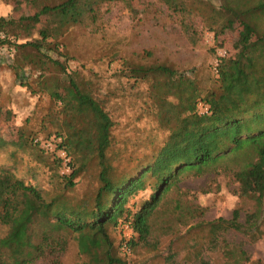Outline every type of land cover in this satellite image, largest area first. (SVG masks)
Masks as SVG:
<instances>
[{
    "label": "trees",
    "instance_id": "16d2710c",
    "mask_svg": "<svg viewBox=\"0 0 264 264\" xmlns=\"http://www.w3.org/2000/svg\"><path fill=\"white\" fill-rule=\"evenodd\" d=\"M139 1L148 8L151 0ZM156 1L176 22L191 26L192 46L199 40L198 25L213 33L214 49L223 48L218 32L239 28L235 54L217 57L214 75L204 80L195 68L123 63L125 70L116 73L120 91L127 93L129 104L145 100L146 117L165 133L159 145L124 167L113 134L118 123L110 113L115 92L102 93L96 74L68 71L75 57L66 38L74 29L99 26L104 6L122 3L130 10V0H54L27 17H0V56L5 46V66L15 83L31 96H45L42 121L53 131L44 138L59 139L56 149H64L71 159L70 173L61 174L56 152L35 144L38 136L17 130L22 149L50 157V164L41 163L51 177L45 188L0 166V264H64L70 244L80 257L76 264H128L120 256H127L123 245L131 253L139 246L148 249L159 217L166 225L188 227L187 234L202 233L200 241L191 234L187 261L209 264L203 255L214 253L220 257L215 264H264L224 238L234 231L255 242L264 233V0H216L218 6L205 0ZM43 15L48 32L37 29ZM0 145L7 142L1 139ZM207 175L231 178L239 198L253 202L244 222L235 209L230 219L194 224L203 215L201 207L182 193L177 196L183 201L167 199L172 191L180 192L182 180ZM84 177L95 184L77 197L76 180ZM146 190L149 198L130 211L128 201ZM125 225L129 236L123 234ZM115 231L122 234L118 245L112 239ZM177 255L170 252L163 261L176 264Z\"/></svg>",
    "mask_w": 264,
    "mask_h": 264
},
{
    "label": "rangeland",
    "instance_id": "374dc122",
    "mask_svg": "<svg viewBox=\"0 0 264 264\" xmlns=\"http://www.w3.org/2000/svg\"><path fill=\"white\" fill-rule=\"evenodd\" d=\"M52 1L54 0H0V17L15 19L27 17L39 12L44 5ZM205 1L218 6L216 0ZM130 2V10L122 3L104 6L99 26L92 30L74 29L66 38L69 53L75 57L70 61L68 71H78L85 77H90L91 73L96 74L100 78L102 93L115 92L111 99L110 113L118 123L113 134L116 136L119 158L122 161L120 167H124L129 161L132 162V166L136 159L150 150L151 145H159L165 135L164 132L157 130L152 118L146 117L145 100H139L134 105L129 104L130 98L126 97L127 93L120 91L116 73L125 70L123 63L130 65L161 63L178 70L195 68L199 73V79L212 78L217 57L235 54L233 44L239 33V28L234 31L228 29L218 32L217 39L218 42H222L223 48L214 49L213 33L198 25L199 40L192 46L188 41L193 35L191 26L176 22V19L156 0L148 1V8L139 0ZM37 29L49 31L47 16H42ZM1 52L3 63H0V141L1 139L6 141L7 145H0V166L12 168L16 176L27 184L34 185L38 182L48 188L51 171L43 166L41 159L50 164V157L41 156L36 149H22L17 136L19 128L41 139H45L44 136L53 131L52 125L42 121L47 113L48 101L45 96H31L25 88L15 83L12 72L5 66V61L9 57L5 52V46ZM76 181L77 197L83 193H90L95 184L94 180L88 177ZM178 189L180 192L172 191L167 195V199L179 198L183 201L182 196H177L182 193L185 200L204 210L202 217L194 221V224L207 223L218 218L230 219L235 209L240 211V221L244 222L245 215L254 209L251 200L239 198L238 185L224 175L189 177L178 184ZM150 193L146 190L131 198L127 203L129 210L136 211L140 203L149 198ZM261 229L264 232V226ZM188 230V227L179 226L175 222L166 225L164 218L159 217L148 249L139 246L129 256L123 257L121 254L120 256L128 264H166L163 258L174 252L178 254L175 258L176 264H201L199 260L187 261L184 258L186 252L190 250L188 244L194 243L191 234L196 235L194 238L198 241L202 237L198 230L187 234ZM121 238L122 234L119 231L113 232L112 239L115 245H118ZM224 238L229 243L241 245L251 259H259L264 263V233L255 242H250L246 236L234 231L224 234ZM203 258L209 261V264L218 263L220 259L219 255L214 253H204ZM79 260L75 245L70 244L62 258L63 263L76 264Z\"/></svg>",
    "mask_w": 264,
    "mask_h": 264
},
{
    "label": "built area",
    "instance_id": "2783aa9c",
    "mask_svg": "<svg viewBox=\"0 0 264 264\" xmlns=\"http://www.w3.org/2000/svg\"><path fill=\"white\" fill-rule=\"evenodd\" d=\"M198 107L202 112H206V108L203 107L201 104H199ZM34 143L38 144L42 149H45L47 151H51V152L55 151L61 162V173L62 174L70 173L71 171L70 157L67 155L64 149H56L57 145L60 143L59 139H56L54 136L50 137L49 139L36 138L34 139ZM123 229H124L123 230L124 236H129L128 227L125 225ZM122 251L127 256L131 254L130 249L127 248L126 245H123Z\"/></svg>",
    "mask_w": 264,
    "mask_h": 264
}]
</instances>
